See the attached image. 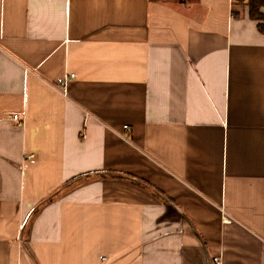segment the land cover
Segmentation results:
<instances>
[{"label": "crops", "instance_id": "0c3cea01", "mask_svg": "<svg viewBox=\"0 0 264 264\" xmlns=\"http://www.w3.org/2000/svg\"><path fill=\"white\" fill-rule=\"evenodd\" d=\"M257 25L235 0H0V264H264Z\"/></svg>", "mask_w": 264, "mask_h": 264}, {"label": "trees", "instance_id": "16d2710c", "mask_svg": "<svg viewBox=\"0 0 264 264\" xmlns=\"http://www.w3.org/2000/svg\"><path fill=\"white\" fill-rule=\"evenodd\" d=\"M235 2L240 7L247 6L249 17L258 21V29L264 34V13L261 11L264 7V0H235Z\"/></svg>", "mask_w": 264, "mask_h": 264}, {"label": "built area", "instance_id": "2783aa9c", "mask_svg": "<svg viewBox=\"0 0 264 264\" xmlns=\"http://www.w3.org/2000/svg\"><path fill=\"white\" fill-rule=\"evenodd\" d=\"M73 77H74L73 73L66 72L62 76L57 78L56 85L57 87H59V89L61 90L63 94L67 93V83ZM10 118L12 121L16 122L17 124H21L23 121L22 118L18 114H13ZM124 128H129V127L125 125ZM214 261L218 263V258L215 257Z\"/></svg>", "mask_w": 264, "mask_h": 264}]
</instances>
